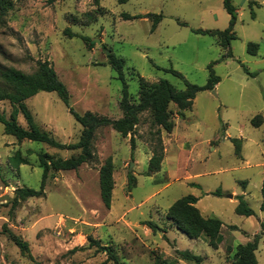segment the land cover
I'll use <instances>...</instances> for the list:
<instances>
[{
	"label": "rangeland",
	"instance_id": "obj_1",
	"mask_svg": "<svg viewBox=\"0 0 264 264\" xmlns=\"http://www.w3.org/2000/svg\"><path fill=\"white\" fill-rule=\"evenodd\" d=\"M8 1L14 9L0 15V70L33 74L38 62H49L79 114L121 119L124 82L131 102L138 103L140 77L166 80L184 90L185 81L171 69L205 87L214 64L221 81L214 90L200 92L184 116L171 105L176 127L172 134L162 132L167 152L159 173L147 175L152 127L145 113L136 129L135 149L131 135L124 138L112 127L98 129L95 162L52 173L45 197L24 201L13 212L17 188L41 190L40 154L67 159L79 151L19 143L0 123V264H115L105 250L89 246L88 236L109 247L122 264H153L160 256L175 264H196L180 259L177 251L201 257V264H233L237 248L258 235L256 256L258 264H264V0H253L258 3L253 9L250 0H233L238 9L233 57L225 56L228 51L218 37L194 32L229 27L224 0ZM88 13L96 21L91 22ZM148 14L163 16L154 31L152 19L137 18ZM67 29L76 36L66 34ZM84 38L95 45H87ZM251 43L259 46L257 55L249 53ZM111 53L125 60V81L107 65ZM27 104L39 127L59 142L80 140L82 125L56 93L41 92ZM12 111L9 102H0L1 114L10 118ZM259 115L263 124L257 128L253 120ZM19 124L27 127L22 116ZM232 139L243 140L241 157ZM18 151L29 165L15 170L9 158ZM109 158L116 184L110 209L102 200L99 176ZM131 174L136 182L130 190ZM187 196L198 199L196 206L205 217L223 222L224 241L218 250L206 237L190 239L168 220L171 206ZM241 197L253 216L237 213ZM149 221L158 226L156 233L144 224ZM7 230L29 243L32 259Z\"/></svg>",
	"mask_w": 264,
	"mask_h": 264
},
{
	"label": "trees",
	"instance_id": "obj_2",
	"mask_svg": "<svg viewBox=\"0 0 264 264\" xmlns=\"http://www.w3.org/2000/svg\"><path fill=\"white\" fill-rule=\"evenodd\" d=\"M58 0H48L49 4H55ZM129 0H119L121 4L127 3ZM253 9L258 3L253 0L249 2ZM224 7L231 17L230 25L225 31L220 30H195L196 34L216 36L221 40V45L227 49L226 57H233L231 51V43L237 39L235 27L238 21V9L233 0H224ZM14 9V4L8 0H0V15H6ZM86 16L91 22L96 21L95 17L88 13ZM254 16V12H253ZM125 20L134 19L129 15H123ZM137 18H150L153 21V31L163 20L162 15L148 14ZM185 25V24H184ZM66 34L73 37L76 36L70 29H67ZM87 45L94 46L95 42L89 38H84ZM259 46L257 44H249L248 51L253 55H257ZM110 65L119 75V79H124L125 60L111 53L109 56ZM212 64L210 66L211 76L205 87H200L191 84L185 80L182 74L170 70L175 76L185 81L186 88L179 90L166 80L158 82H149L145 78H139V102H131L129 87L124 82L123 98L120 102V109L123 117L119 120H112L107 117H102L92 112L79 114L71 105V94L67 86L59 79L54 67L47 61L38 62V68L33 74H25L19 70L9 68L0 70V102H9L13 108L10 118L5 114L0 113V123L4 125L5 134L16 138L19 143L24 141L39 142L48 145L51 148L58 150L79 151L78 154L72 155L70 158H55L47 153L39 155L40 167L43 169V181L41 190L37 191L30 188H17L14 193L12 203V212L16 210L20 204L32 198L45 197V189L50 175L64 171H76L84 164L95 162L97 154L94 146L95 136L98 129L103 127H112L122 137L126 138L131 135V144L135 149L136 129L141 121V116L147 113L151 120V152L152 157L149 160L147 171L148 176L159 173L162 170V164L165 159V143L162 137V132L172 134L175 130L176 123L172 119L171 105H175L179 110V115L184 116L188 111H192L195 99L198 94L206 90H214L220 83L221 79L217 77L213 71ZM41 92L56 93L63 103L68 107L70 113L76 121L82 125L83 131L80 140L77 143L65 145L59 142L55 136L47 131H43L36 122L27 101ZM22 116L27 127L19 124V117ZM255 127H261L263 124L262 116H257L253 120ZM236 146V155L241 157L242 144L241 139H232ZM9 162L13 169L19 170L23 165H29V160L25 158L21 152H17L9 158ZM101 197L107 208H111L112 196L115 189L114 179V164L111 158L107 159L105 164L99 171ZM130 190L135 186L136 178L133 174L129 175ZM220 195L219 192L215 193ZM198 199L194 196H187L176 201L167 213L168 220L171 221L173 227L187 235L190 239H199L206 237L209 245L218 250L223 243L222 235L223 222L217 218L205 217L197 208ZM262 210H264V180L262 186ZM237 213L242 216L251 217L254 211L248 203L241 197V202L237 208ZM154 233L159 229L153 222L144 223ZM264 231V222L261 223ZM7 228V227H6ZM8 231V230H7ZM11 240L21 250L22 253L30 254L29 243L17 236L11 231H8ZM90 247L103 249L109 255V259L115 264H122L118 257L112 252L109 247H101L100 241L93 236L87 238ZM260 236H256L253 241L245 245H240L234 254L233 264H258L256 252L259 249ZM83 249V248H82ZM180 259L201 264L202 258L191 254L190 252L177 251ZM177 261H170L163 256L156 257L153 264H175Z\"/></svg>",
	"mask_w": 264,
	"mask_h": 264
},
{
	"label": "crops",
	"instance_id": "obj_3",
	"mask_svg": "<svg viewBox=\"0 0 264 264\" xmlns=\"http://www.w3.org/2000/svg\"><path fill=\"white\" fill-rule=\"evenodd\" d=\"M165 148H166V146H165ZM151 152V151H150ZM166 150H165V157H166ZM151 157H152V152H151V155H150V157H149V160L151 159ZM175 228V227H174ZM177 229V228H176ZM165 259H168L167 257H164Z\"/></svg>",
	"mask_w": 264,
	"mask_h": 264
},
{
	"label": "water",
	"instance_id": "obj_4",
	"mask_svg": "<svg viewBox=\"0 0 264 264\" xmlns=\"http://www.w3.org/2000/svg\"><path fill=\"white\" fill-rule=\"evenodd\" d=\"M229 198H231V199H232V198H233V196H232V195H230V196H229Z\"/></svg>",
	"mask_w": 264,
	"mask_h": 264
}]
</instances>
